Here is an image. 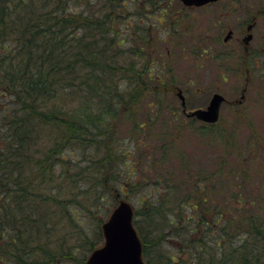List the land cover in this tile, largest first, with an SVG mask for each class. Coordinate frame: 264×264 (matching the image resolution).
<instances>
[{"label":"trees","instance_id":"16d2710c","mask_svg":"<svg viewBox=\"0 0 264 264\" xmlns=\"http://www.w3.org/2000/svg\"><path fill=\"white\" fill-rule=\"evenodd\" d=\"M107 1L94 10V0H0V264L83 262L80 215L110 206L123 187L138 194L145 264H264V221L250 207L264 168L254 131L238 144L233 128L205 123L216 161L206 169L180 156L177 177L161 167L172 141L150 144L143 163L115 144L119 116L143 91L155 94L145 125L168 108L157 85H142L166 84L171 70L152 71L142 47L143 64L129 60L137 26L120 33L125 3Z\"/></svg>","mask_w":264,"mask_h":264},{"label":"rangeland","instance_id":"374dc122","mask_svg":"<svg viewBox=\"0 0 264 264\" xmlns=\"http://www.w3.org/2000/svg\"><path fill=\"white\" fill-rule=\"evenodd\" d=\"M94 1L97 5L94 6V10L106 3L107 6L110 5L107 0ZM251 1L253 0L249 2ZM123 2L126 8L122 12L116 11L120 16L119 32L126 34L130 28L127 23L130 21L137 26L136 32L130 37L131 40L127 39L124 44L131 53L138 51V54L130 55L129 60L143 64L145 56L139 53L142 47L148 55V60H153L152 71L157 72L159 65L163 66L164 71H167L170 65L171 71H168L165 77L166 84L150 82L142 85L143 88L157 85L159 92L156 95L159 94L168 108L163 109L153 123L145 125L147 117L153 114L147 105L155 94L143 91L138 102L119 116L114 134L121 145L116 140L115 144L117 143L123 150L134 151L135 158L140 155L138 163H143L150 144L172 141L167 160L161 166L170 175L177 177V174H180L178 164L180 156L184 163L187 162L186 160H192L195 166L210 169L219 155V146L209 136L200 133L208 129L204 125L206 122L192 116V118L187 117L183 112L181 100L176 95V90L179 88L185 96L187 108L185 111L205 108L214 92L221 93L225 100L221 104L219 117L214 122L216 127L221 126V129L226 131L225 134L231 133V130L227 131L229 128L236 130L234 140L238 144H242L252 130L256 138L260 142L263 141L260 145L264 147V15L255 30L257 39L254 48L258 47L257 59L247 63L248 74L241 63L242 33L235 32L226 45L222 40L227 31L226 25L222 28L219 22L214 24L220 16L219 4L186 7L180 0H123ZM255 3L264 8V0H256ZM164 9L166 11H163ZM127 15H131V18L124 17ZM236 18L237 16H230L228 19L237 23ZM139 31L145 33L141 39L136 38ZM131 47H135V51ZM245 84L247 90L242 93L240 90ZM168 87L172 90L167 91ZM174 108L178 109V113H174L178 121L172 122L171 109ZM141 123H144L143 127H139ZM203 127L205 130L202 129ZM137 140L141 142L140 146H135ZM146 143L148 144L145 145ZM258 155H261L260 152ZM258 162L262 164L263 161ZM118 167L123 168L121 160ZM259 168L261 170L257 173V185L252 186L257 203L250 207L257 210L261 220L264 221V168ZM139 173L143 174L141 171ZM123 190L127 194L115 191V200L110 206L111 201L107 199L102 204L104 208L92 212L91 216L87 213L80 215L83 230L89 235V241L86 240L89 246L83 247L84 239L79 237L78 243L76 242L81 246L78 255L83 254L86 259L94 248L103 244L102 222L120 199L137 206L138 194L127 192L125 187ZM106 207H108L107 211ZM85 259L80 263L68 264H84Z\"/></svg>","mask_w":264,"mask_h":264},{"label":"water","instance_id":"95a60500","mask_svg":"<svg viewBox=\"0 0 264 264\" xmlns=\"http://www.w3.org/2000/svg\"><path fill=\"white\" fill-rule=\"evenodd\" d=\"M180 1L186 6H200L215 0ZM250 37V34L245 36V43ZM177 95L181 99L183 110H185V98L180 89L177 90ZM224 99L221 93L214 92L205 108L193 109L188 113V116L213 123L218 119L220 106ZM132 219L133 208L130 202L120 199L101 225L104 236L103 244L90 252L84 264H145L142 259L141 242Z\"/></svg>","mask_w":264,"mask_h":264},{"label":"flooded vegetation","instance_id":"af4514ba","mask_svg":"<svg viewBox=\"0 0 264 264\" xmlns=\"http://www.w3.org/2000/svg\"><path fill=\"white\" fill-rule=\"evenodd\" d=\"M250 0H215L212 2H208L204 5H216L219 4L220 8L219 13V19L214 21V24L219 22L220 26L223 28L226 25L227 31L226 34L223 36V44H226L230 41V38H232L233 34L235 32L242 33L241 41H242V57H241V63H245V71L246 73L249 72L247 63L252 62L253 60L257 59V53H258V47L254 48V45L256 43V28L259 25L260 18L264 15V8L259 7L256 5L255 1L253 0L249 2ZM193 7V6H191ZM230 16H237V23H233L229 21ZM224 25V26H223ZM228 37H226V35ZM248 34L251 35L250 39L245 43L244 38ZM240 41V42H241ZM249 56V58L247 57ZM249 74V73H248ZM248 79V76L246 77ZM247 90V85L245 84L243 88L240 90L242 93ZM233 102H240L238 100H231ZM187 108H185L186 110ZM187 117L192 118L191 116H188L189 111H184Z\"/></svg>","mask_w":264,"mask_h":264}]
</instances>
